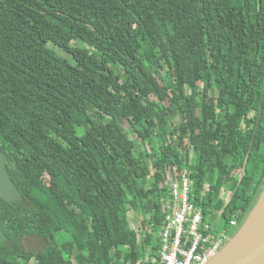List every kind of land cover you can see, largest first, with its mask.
<instances>
[{"label":"trees","instance_id":"trees-1","mask_svg":"<svg viewBox=\"0 0 264 264\" xmlns=\"http://www.w3.org/2000/svg\"><path fill=\"white\" fill-rule=\"evenodd\" d=\"M0 141L22 194L0 199V264L155 255L171 168L205 220L242 222L264 187V0H0Z\"/></svg>","mask_w":264,"mask_h":264},{"label":"built area","instance_id":"built-area-1","mask_svg":"<svg viewBox=\"0 0 264 264\" xmlns=\"http://www.w3.org/2000/svg\"><path fill=\"white\" fill-rule=\"evenodd\" d=\"M169 198L165 203L166 220L162 225L159 249L146 253L132 264H206L231 239L240 226L237 218L229 226L215 232L214 219L205 220L204 213L192 200L191 171L180 174L171 168L165 181Z\"/></svg>","mask_w":264,"mask_h":264},{"label":"water","instance_id":"water-1","mask_svg":"<svg viewBox=\"0 0 264 264\" xmlns=\"http://www.w3.org/2000/svg\"><path fill=\"white\" fill-rule=\"evenodd\" d=\"M8 156L0 141V199H22L8 167ZM0 230V240H5ZM206 264H264V187L236 234Z\"/></svg>","mask_w":264,"mask_h":264},{"label":"rangeland","instance_id":"rangeland-1","mask_svg":"<svg viewBox=\"0 0 264 264\" xmlns=\"http://www.w3.org/2000/svg\"><path fill=\"white\" fill-rule=\"evenodd\" d=\"M59 51L66 57H69V53L66 52L64 49L60 48ZM163 74H165V72L163 71ZM175 120H179L178 116L175 117ZM127 126H129V123L127 124ZM131 137H133L135 140L138 138V133L135 132V131H132L131 132ZM249 208H251V205L249 206ZM248 208V209H249ZM249 212L247 213L246 215V218L248 216ZM136 215V216H135ZM142 215H137L133 212H130V217L132 219V222H136V224H134V230H136L138 228V226L140 225V222L138 221L137 223V220L141 217ZM245 218V219H246ZM245 219L240 222V226L242 225V223L245 221ZM213 225H215V232H219L222 228H223V221L222 219L218 218L215 222H212ZM237 227V229L231 233V237H233L236 232L238 231V229L240 228ZM46 244V242L39 236H34V235H28V236H25L24 239H23V247L27 250V251H36V250H39L41 249L44 245ZM31 264H38V261L36 260H33L31 262Z\"/></svg>","mask_w":264,"mask_h":264}]
</instances>
